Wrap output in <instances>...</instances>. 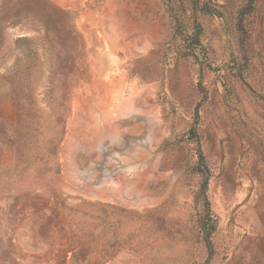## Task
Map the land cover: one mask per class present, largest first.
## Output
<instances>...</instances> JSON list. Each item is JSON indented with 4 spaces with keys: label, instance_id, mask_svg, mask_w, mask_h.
<instances>
[{
    "label": "rangeland",
    "instance_id": "374dc122",
    "mask_svg": "<svg viewBox=\"0 0 264 264\" xmlns=\"http://www.w3.org/2000/svg\"><path fill=\"white\" fill-rule=\"evenodd\" d=\"M100 1L0 0V264H264V0H130L164 42L121 72Z\"/></svg>",
    "mask_w": 264,
    "mask_h": 264
},
{
    "label": "crops",
    "instance_id": "0c3cea01",
    "mask_svg": "<svg viewBox=\"0 0 264 264\" xmlns=\"http://www.w3.org/2000/svg\"><path fill=\"white\" fill-rule=\"evenodd\" d=\"M132 5L134 3L130 0H103L94 2L92 7L86 10H81V17L84 16L83 21L88 20L91 31L87 38L90 53L104 60L103 69L109 68L121 72L118 62L113 61L117 57L143 55L154 47L163 46V17L145 20V5H138L139 7L134 11L130 7ZM108 58L112 61L109 67ZM93 69L97 71L101 68L96 65L92 66ZM140 87L146 98L155 99L160 83L149 80ZM142 111L144 113L142 123L145 119L156 116L153 102L151 108H144ZM121 112L120 109L119 114Z\"/></svg>",
    "mask_w": 264,
    "mask_h": 264
},
{
    "label": "built area",
    "instance_id": "2783aa9c",
    "mask_svg": "<svg viewBox=\"0 0 264 264\" xmlns=\"http://www.w3.org/2000/svg\"><path fill=\"white\" fill-rule=\"evenodd\" d=\"M136 143L143 144L144 143L143 138L142 139H137L136 140ZM99 147H100V150L99 151H102L101 149H102L103 146H99ZM117 159H120V158H117ZM111 160H112V156H107L106 157V162H109ZM114 162H118V160H114ZM125 171H131V170L128 169V168H125ZM92 172H93V168H90V167L79 170L80 176L82 178H86L87 180H89L90 178H92ZM100 178H101L100 181H102V182H109L110 181V178H111V173L108 170H105V171L102 172V177H100Z\"/></svg>",
    "mask_w": 264,
    "mask_h": 264
},
{
    "label": "trees",
    "instance_id": "16d2710c",
    "mask_svg": "<svg viewBox=\"0 0 264 264\" xmlns=\"http://www.w3.org/2000/svg\"><path fill=\"white\" fill-rule=\"evenodd\" d=\"M249 1H251V0H249ZM248 6H249V4H248Z\"/></svg>",
    "mask_w": 264,
    "mask_h": 264
}]
</instances>
